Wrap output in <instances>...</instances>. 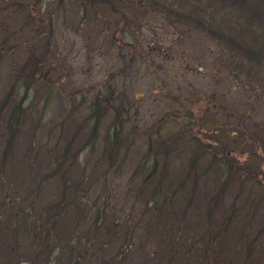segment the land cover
Instances as JSON below:
<instances>
[{"label": "trees", "instance_id": "16d2710c", "mask_svg": "<svg viewBox=\"0 0 264 264\" xmlns=\"http://www.w3.org/2000/svg\"><path fill=\"white\" fill-rule=\"evenodd\" d=\"M15 1L0 0V11L4 12ZM63 1L60 0L59 4ZM75 1L82 22L85 21L87 9L107 15L108 9H114L116 20L107 22V26L134 20L133 13L127 7L120 6L124 5L123 0ZM18 6L24 23L20 31L36 22L47 24L49 33L53 31L57 18L50 5L44 4L42 7V4H38L27 11L25 5ZM143 6L142 2L139 9ZM150 7L164 9L166 17L178 15L189 27L199 26L210 42L217 40L224 46L225 41L229 40L233 43L234 51L231 47L227 49L221 44L216 45L221 56V62H216L221 65L223 75L241 91L252 93V97L264 92V68L257 50L258 42L264 36L260 18H256L255 24H252L241 17L240 6L236 5L235 0H150ZM2 29L0 66L7 57L12 58L10 41H13L15 34L9 32L7 23ZM103 29L97 31L106 36ZM82 30L84 36L88 37L90 32L85 24ZM120 30L123 35V26ZM122 39L125 41L126 37L123 35ZM236 53L242 60L237 59ZM25 57L19 59L21 65L9 70L8 81L0 95L1 264H236L238 260L259 254L257 250L254 251L257 237L250 241L248 235L252 215L259 207L258 203L264 201V180H260L261 177L264 179V171L259 169V164H264V126L250 125L248 111H239L237 117L243 115V122L234 125L225 124L224 120L207 121L206 112L215 109L224 112L231 107L222 104L223 101L208 107L212 100H209V104L201 93L195 96L194 102H190L194 100L190 98L175 100L176 104L166 107L159 120H154L150 125L146 123L149 126L143 131L134 127L127 129L123 110L111 102L108 91H97L89 99L80 100L71 107V111L82 110L85 115L77 120L75 136L65 147L59 145V141L45 148L47 168L41 177L29 186L31 158L23 157L25 164L20 175L26 173V178L19 180L15 176L10 179L8 170L16 169L12 162L21 131L26 121L34 117L37 107L34 82L39 80L38 87L45 90L41 112L36 119L40 125L56 91L55 83L47 77V63ZM253 80L255 82L251 83ZM198 97H201L203 105H200ZM110 111L113 112L111 121L100 136L101 124ZM151 131L156 133L154 138ZM80 132H87V137L82 151L74 155L70 153V147ZM220 134L232 138L233 143L240 140L244 146H250L259 164L253 161V165L247 164L244 171L236 161L238 159L233 154V148L227 146L219 150L203 140L205 136ZM98 140L101 143L99 150L95 148ZM151 141L155 142V150H152ZM30 151H34L33 146ZM132 151L137 159L130 180L148 169V173L139 178L141 181L134 190V196L146 195L144 213L134 215L131 212L123 216L115 212L109 214L108 202L114 194L110 196L105 189L98 167L105 165L104 168L107 166L115 174L121 173L126 157L133 155ZM244 153V150L240 151L241 155ZM173 155L181 159L187 173L173 188H168L164 178L166 167L158 160L159 156L173 158ZM201 160L206 163L204 172L212 168L216 170L221 187L211 194L209 201L202 206L200 215L195 217L204 226L203 233L195 239L196 234L184 233L181 223L188 221L186 213L191 205L190 196L185 194V184L190 179L188 175L190 172L193 174ZM245 173L248 179L251 178L250 190L258 197L253 203L255 211L250 215L243 213L248 220L244 223L240 218L241 224L236 225L239 219L235 218L240 213L239 210L234 211L232 206V211L229 209L223 221L214 227L211 216L218 194L231 184L233 178H245ZM48 185L51 189L47 196L36 194H40L43 188L47 189ZM248 197L243 205L250 204Z\"/></svg>", "mask_w": 264, "mask_h": 264}, {"label": "rangeland", "instance_id": "374dc122", "mask_svg": "<svg viewBox=\"0 0 264 264\" xmlns=\"http://www.w3.org/2000/svg\"><path fill=\"white\" fill-rule=\"evenodd\" d=\"M59 1L17 0L15 3L12 2L4 12L0 11V41L4 34L2 28L5 23L9 25V32L15 33H13V41H10L13 48L12 58L7 57L0 66V95L8 81L9 70L21 65L19 59L24 56L25 58L31 57L35 62L38 59L40 62L47 63L49 70L47 77L56 86L52 104L47 108L45 119L40 125V121L37 122L36 119L41 112L40 106H42L41 101L45 90L38 87L39 80L34 82L37 107L34 109V117L26 121L21 131L12 162L16 169L8 170L10 179L15 176H18L19 180L26 178V173L20 175L25 164L23 157L31 158L29 186L41 177L47 168L45 148H50L59 141V145L65 147L66 143L72 141L75 136L77 120L85 115V111H71V107L77 105L80 100L89 99L97 91H108L111 102L123 110L127 129L134 127L146 131L144 128L154 120H159L166 107L174 104L175 100L190 98V100L194 99L190 102H194L198 93H201L204 99H208V103L212 100L208 107H214L220 101L231 107L224 112H220L219 109L206 112L204 115L207 121L224 120L223 123L234 125L236 122H243L244 116L237 117V113L248 111L249 121L252 123L250 125L264 126V92L258 97H252V93L241 91L235 87L233 81L226 79L221 65L216 62V60L221 62L217 47L221 43L217 40L210 42L208 35L202 33L199 26L190 25L189 27L184 19L175 14L164 16L165 10L160 7L151 8L150 0H123L124 5L120 6L127 7L133 13L134 20L131 23L128 21L113 24L115 26L106 25L107 22L116 20L113 8V10L108 9V15L96 14L93 9H87L85 21L82 22L81 15L77 13L75 0H64L61 4ZM98 1L101 2V0ZM142 2L144 6L139 9ZM235 2L240 6L239 15L251 21L252 24H255L256 18H260L259 24L264 31V0H235ZM38 4L39 6L42 4V7L44 4L50 5L54 12L57 21L53 26V31L49 33L47 24L39 22L27 23V29L20 31L24 23L18 5H25L27 11ZM252 7H254L253 11ZM44 21L43 19L42 22ZM84 24L90 32L88 37L83 34ZM121 26L125 30L123 34L124 38L126 37L125 41L122 39ZM99 28H104L106 36L97 31ZM45 36L48 38L46 39ZM225 42L224 46L227 49L231 47L234 51L233 43L229 40ZM258 45L257 50L261 54L262 68H264V36L259 40ZM236 55L239 61L242 60L238 53ZM64 75H66L65 78H63ZM61 78H63L62 81H60ZM254 80L251 83H254ZM198 98H200V105H203L201 97ZM195 114L197 115L196 111ZM225 114L228 116L225 117ZM112 115L111 111L107 113L101 124L100 136L105 133V128L110 123ZM151 132L154 138L156 133ZM86 137L87 132L78 133L74 144H71L70 153L74 155L80 153L84 148ZM203 140L219 150L227 146L233 148V154L238 159L236 161L244 171L247 164L253 165V161L259 164L253 156V149H250V146H244L240 140L239 143H233L232 138L230 139L225 134L205 136ZM99 142L100 140L95 146L97 150L101 149ZM32 146L33 152L30 151ZM151 147L155 150V142H152ZM132 149H137V147ZM242 149L245 155L240 154ZM134 156V153L127 155L121 173L115 174L107 166L104 168L105 165L98 167L102 175L100 180L105 183V189L108 190L110 196L114 194L113 198H109L107 208L109 214L115 212L116 215L123 216L131 212L135 213L134 215L144 213L146 195L134 196V190L141 181L139 178H143L148 173V169L139 174V177H133L134 179L130 180L137 159ZM159 159L158 162L166 167L167 172L164 173L166 184L168 188H173L187 173L185 165L181 164V159L176 158V155H173V158L159 156ZM242 163L245 164L241 165ZM259 165V169L264 171V164ZM205 167L206 163L201 160L193 174L190 172L188 175L190 179L188 178L185 184V194L190 196L191 205L186 213L188 221L181 223V227L185 234H196L195 239L204 231L202 222L197 221L195 217L200 215L202 206L209 201L211 194L221 187L216 170L212 168L204 172ZM112 175H115L114 178ZM246 175L245 173L246 179L239 176L233 178L231 184L225 186L226 189L218 194L219 197L215 201L211 216L214 227L223 221L232 206H234V211L239 210L240 213L235 218L239 219L236 225L241 224L240 218L244 223L248 220L243 213L250 215L255 211L253 203L255 204L258 197L254 195L253 190H250L251 178L248 176L249 180ZM260 180L264 179L261 177ZM49 188L48 185L47 189L43 188L40 194H36L47 196ZM247 197L250 204L243 205ZM258 206L255 213H252L253 221L248 237L250 241L257 237L254 251L257 250L259 254L238 260L236 264H264V201L259 202ZM179 234L181 235L180 232ZM182 236L189 235L182 234Z\"/></svg>", "mask_w": 264, "mask_h": 264}]
</instances>
